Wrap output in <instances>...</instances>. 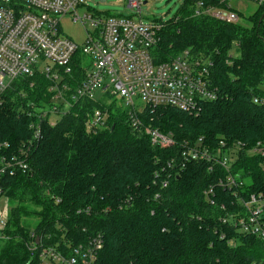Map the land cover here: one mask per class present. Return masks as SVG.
Segmentation results:
<instances>
[{"label": "trees", "instance_id": "obj_1", "mask_svg": "<svg viewBox=\"0 0 264 264\" xmlns=\"http://www.w3.org/2000/svg\"><path fill=\"white\" fill-rule=\"evenodd\" d=\"M248 21L242 26L196 16L195 4L185 0L176 18L165 23L155 61L185 51L211 61L219 92L198 115L170 107L146 114V126L171 134L175 147L154 146L132 126L122 105L105 99L73 102L51 126L42 110L53 105L52 82L39 73L14 80L0 96V155L25 160L29 171L1 180L11 211L0 264H28L29 245L37 237L54 245L65 236L81 243L99 233L104 248L98 264L264 263L261 240L218 220L224 212L219 205L233 197L216 189L212 205V185L223 174H212L207 162L181 157L184 143L212 148L226 140L251 148L264 140V105L253 103L254 97L264 100V6ZM84 65L78 53L72 75L61 83L68 85L69 99L85 79ZM96 109L108 113V126L90 134L85 121ZM37 125L42 138L32 143ZM249 160L244 176L252 177L251 189L264 190V173Z\"/></svg>", "mask_w": 264, "mask_h": 264}, {"label": "built area", "instance_id": "obj_2", "mask_svg": "<svg viewBox=\"0 0 264 264\" xmlns=\"http://www.w3.org/2000/svg\"><path fill=\"white\" fill-rule=\"evenodd\" d=\"M191 1L195 4L196 16L240 24L241 15L231 5L234 0H216L217 3L212 0ZM243 1L255 3L257 10L264 6V0ZM142 5L143 0H129V6L139 11ZM81 8L90 9L88 0H0V96L14 80L39 73L52 82L51 91L56 92L53 105L43 111L49 115L51 126L57 124V120L51 117L54 115L61 119L73 102L108 101L111 97L121 103L132 126L145 133L154 146L162 149L175 147L176 140L171 134L142 123L138 117L146 114L140 112L139 107L144 105L151 113L170 107L198 115L203 103L219 98L218 89L212 82V62L185 51L169 61L157 63L153 51L166 22L145 23L141 18L124 15L103 16L94 9L80 15ZM69 15L85 28H91L82 45L62 35L61 20ZM78 53L91 58V68L84 66L85 79L69 99L66 96L69 87L61 83L72 75V63ZM253 103L264 105V100L254 97ZM107 115L101 109L88 114L85 121L87 132L96 134L105 130ZM41 138L42 132L37 125L31 141L37 143ZM181 152L183 161L207 162L212 174L218 171L223 174L218 178V185H212L211 189L213 206H216V189L233 196L229 204L222 202L219 205L224 211L218 218L221 224L232 226L238 233L255 236L264 245V190L251 189L252 177L244 176L250 167L247 165L249 159H254L264 173V140L251 148L238 143L228 144L226 140L213 142L212 148L184 143ZM236 167L240 170L236 171ZM28 171L25 160L17 157L9 160L0 155L1 239L5 237L11 211L9 201L3 195L1 180L4 176L16 172L27 174ZM225 237L227 233L221 236L222 239ZM42 241L41 238L40 244L35 240L29 245L32 258L28 264H98L104 248L100 233L81 243H74L66 236L54 245H43ZM228 244L234 247L236 243L231 240ZM250 264L264 263L254 261Z\"/></svg>", "mask_w": 264, "mask_h": 264}, {"label": "rangeland", "instance_id": "obj_3", "mask_svg": "<svg viewBox=\"0 0 264 264\" xmlns=\"http://www.w3.org/2000/svg\"><path fill=\"white\" fill-rule=\"evenodd\" d=\"M146 1L148 0H143L142 9L141 11H139L138 8H133L129 6V0H106L105 2H102L101 0H88L90 9L86 10L85 8H81L79 10V13L80 15H84L85 13H90L94 9L97 13L103 14V16H106V15L132 16L135 19L141 18L145 23H151L154 20H158V21L163 20V22H168L176 18L185 0H157V1L149 0L147 3L144 4V2ZM240 3L241 2L237 0L232 1V5L235 8V10L242 12L239 23L242 26H249L248 18L256 12L257 5L253 2H246V6L240 5ZM60 27H61L63 36L70 38L71 40L75 41L79 45H82L84 43L87 32L91 31V28L89 26H86L85 28L81 23L74 21L72 15L64 17L61 20ZM83 58H84L85 68L90 69L91 68V58L89 57H83ZM99 94L100 93H98L97 96H99ZM107 102L110 105L115 104L117 106H121V103L118 100L111 99V97L110 99H108ZM45 110L46 109L42 110V112ZM139 110H141L140 112L147 114V116L150 114L151 115L153 114L151 113L150 109L148 107H145L144 105L139 107ZM157 110H155L154 113H156ZM42 115L43 117H47V118L49 117L48 114L46 115L42 114ZM145 117L146 115L138 117L140 118V120L142 121L144 125L147 124V119H145ZM107 118L109 120L108 115H107ZM51 119H53L54 121L57 120V123L61 120L59 116H54V115L51 117ZM150 121L152 122L151 119ZM1 205L2 204H0V206ZM9 206H10V203H9ZM1 237L2 235L0 234V241H1ZM1 247L2 245L0 242V249Z\"/></svg>", "mask_w": 264, "mask_h": 264}, {"label": "crops", "instance_id": "obj_4", "mask_svg": "<svg viewBox=\"0 0 264 264\" xmlns=\"http://www.w3.org/2000/svg\"><path fill=\"white\" fill-rule=\"evenodd\" d=\"M237 1H240V2H241L240 5H244V6H246V2H245V1H243V0H237ZM231 5H232V3H231ZM232 7H233V5H232ZM233 10L236 11L239 15L242 14L241 11L235 10L234 7H233ZM256 11H257V10H256Z\"/></svg>", "mask_w": 264, "mask_h": 264}, {"label": "water", "instance_id": "obj_5", "mask_svg": "<svg viewBox=\"0 0 264 264\" xmlns=\"http://www.w3.org/2000/svg\"><path fill=\"white\" fill-rule=\"evenodd\" d=\"M102 2H105L106 0H101ZM36 244H40V237L36 239Z\"/></svg>", "mask_w": 264, "mask_h": 264}]
</instances>
